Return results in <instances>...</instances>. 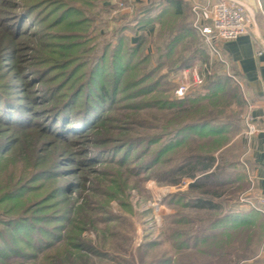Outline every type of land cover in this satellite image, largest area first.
<instances>
[{
	"label": "trees",
	"instance_id": "obj_1",
	"mask_svg": "<svg viewBox=\"0 0 264 264\" xmlns=\"http://www.w3.org/2000/svg\"><path fill=\"white\" fill-rule=\"evenodd\" d=\"M110 10L107 0H0V239L5 246L0 257L34 261L41 255L40 264H50L59 241L65 251H92L81 240L85 221L75 222L70 196L87 179L78 169L103 164L115 176L124 170L131 177L149 172L172 184L192 179L188 190L169 196L168 203L213 214L200 232L173 229L175 252L195 249L234 264L235 239L252 228L261 238L264 217L251 206L242 212V203L231 202L236 192L220 204L212 201L222 194L217 186L238 182L235 190L241 188L247 167L245 153L240 162L226 155L241 122L211 111L229 95L241 102L237 88H244L215 58L214 73L202 81L205 94L174 97L169 76L192 69L210 53L193 28L186 0L135 1L109 25L100 13ZM151 24L158 28L153 39L138 34ZM195 39L200 46L190 45ZM243 101L245 109L248 99ZM121 109L159 116L137 123L128 118L121 126L114 118ZM68 175L71 180L65 181ZM123 181L113 180L112 186L118 191L126 186ZM117 191L106 193L111 198ZM246 239L243 260L257 251H251L253 236Z\"/></svg>",
	"mask_w": 264,
	"mask_h": 264
},
{
	"label": "rangeland",
	"instance_id": "obj_2",
	"mask_svg": "<svg viewBox=\"0 0 264 264\" xmlns=\"http://www.w3.org/2000/svg\"><path fill=\"white\" fill-rule=\"evenodd\" d=\"M124 1L127 0H118ZM107 4L111 7L108 14L100 13L102 18H106L111 24L112 18L115 16L114 11L118 9V6L114 4L113 0H107ZM102 6V4H101ZM122 13V12H121ZM120 11L116 13L118 17L121 15ZM104 16V17H103ZM158 28L155 31L146 33L148 37L156 35ZM141 32L138 31L140 35ZM95 33L90 32V37ZM129 36L134 39L133 33H128ZM137 35V36H139ZM193 42V43H192ZM190 43L193 47L200 46L198 40H194ZM152 45V44H151ZM148 43V52L153 51V47ZM207 59L204 61L196 60L195 66L201 73H203V79L214 73V59L218 58L212 55L210 52L207 54ZM224 61H226L223 58ZM192 68V69H193ZM189 70L187 79L189 81V87L186 92L205 94V88L203 84L193 85L191 81V68H183L178 73L169 76V80L175 84V89L185 81L182 78V71ZM227 68L225 67V70ZM161 72H165L163 69ZM227 72V70H226ZM207 77V78H208ZM230 84V83H229ZM232 85V83H231ZM242 87L237 88V94L240 95L241 102L237 101V97L234 101L230 97L229 99L222 100L217 106L211 111V115L222 113L229 119H236L240 121L238 133L231 136V140L228 144L226 154L229 158H236V160H242L245 153V145L241 144L242 136H245V117L248 113L244 109L245 95ZM189 93V94H190ZM236 94V95H237ZM184 96V95H183ZM244 96V97H243ZM174 97L180 98L175 94ZM182 97V96H181ZM155 116H159L156 113H150L148 110L140 111L138 115L129 113L128 111L121 109L116 111L114 118L121 120L117 121V124L124 126L129 121L128 118L134 119L136 122L140 118L146 120H153ZM137 123V122H136ZM137 126V125H136ZM139 127V126H138ZM118 129H114L116 134ZM113 132V131H112ZM128 134H130L128 132ZM119 136V135H117ZM229 136V135H228ZM235 146V147H234ZM230 148V149H229ZM232 148V149H231ZM230 151V153H229ZM242 153L239 156V153ZM235 153V157H234ZM241 164V163H240ZM242 168V167H241ZM112 169L103 164L95 165L87 171L78 169V174H84L87 179L84 184V188L75 191L71 194L70 199L74 202L72 217L79 221H85V227L80 233L81 240L85 245H88L92 251L86 249H70L66 248L57 242L59 245L57 251L53 252V257L47 259V263L50 264H222L219 261V256H206L198 253L195 249H189L181 251L180 253L175 252L173 241L171 239V232L173 229H192L195 233L202 231L203 223H206V218L212 217L213 213L209 211L201 210L200 208L186 207L183 208L179 203H168V197L174 194H180L188 190V186L193 182L192 179L183 177L179 183L172 184L166 181L157 180L154 177L149 176V172H143L138 176H129L123 170H119L121 175L115 176ZM85 172V173H84ZM72 175V174H71ZM71 175L65 177V181L71 180ZM202 175L196 177L200 178ZM234 177L229 176L232 180ZM224 177H220V181ZM228 180V177H226ZM113 180H118V184L123 181L126 184L122 189H118V186H112ZM240 183L241 188L235 190L238 182L229 183L225 187L217 186L216 192L222 193L219 198H213L216 204H220L228 198H232L234 192H236V198L231 202L239 201L243 205L239 206L242 212L248 210L251 206L246 201L250 200L249 182L243 181ZM120 187V185H119ZM121 188V187H120ZM237 188V187H236ZM241 189V190H240ZM106 190L117 191V196L111 197L106 193ZM196 194V191H190ZM109 193V192H108ZM190 193V194H191ZM194 196V195H192ZM242 199V200H241ZM244 199V200H243ZM254 204V203H253ZM185 218L187 222H178V219ZM203 218V221L201 220ZM2 229V226H0ZM257 228H252L244 231V234L239 235L235 242L232 244L231 249V261L234 264H241L242 253L247 245L246 237L253 236V242L250 243L251 251L256 249L258 245L262 243L264 245V229L261 238L257 236ZM260 242L258 244V239ZM0 246L5 247L0 239ZM64 248V249H63ZM258 249V248H257ZM195 250V251H194ZM50 251V249H49ZM47 253V252H46ZM52 254V251L49 255ZM41 255L37 259L32 261L31 259H22L16 256H11L8 259L0 257V264H40ZM241 257V258H240ZM170 259V260H169ZM169 260V262H168ZM33 262V263H32Z\"/></svg>",
	"mask_w": 264,
	"mask_h": 264
},
{
	"label": "crops",
	"instance_id": "obj_3",
	"mask_svg": "<svg viewBox=\"0 0 264 264\" xmlns=\"http://www.w3.org/2000/svg\"><path fill=\"white\" fill-rule=\"evenodd\" d=\"M139 0H136V2ZM145 2L147 0H144ZM193 4H204L205 0H186ZM254 14L249 32L235 39L218 42L222 57L240 80L244 95L253 105L250 112L257 131L250 138L241 139L245 145V180L249 182L251 207L264 217V0H239ZM156 25H144L137 31L152 33ZM261 51V52H260ZM260 52V54H259ZM263 200V201H262ZM261 210H259V209ZM254 255L242 259L245 264H264V245L257 247Z\"/></svg>",
	"mask_w": 264,
	"mask_h": 264
},
{
	"label": "built area",
	"instance_id": "obj_4",
	"mask_svg": "<svg viewBox=\"0 0 264 264\" xmlns=\"http://www.w3.org/2000/svg\"><path fill=\"white\" fill-rule=\"evenodd\" d=\"M113 1L114 4L118 6V9L113 12V14L116 15L118 11L123 12L131 10L134 7L136 0H127L126 2L118 0ZM191 11L194 16L192 23L194 30L199 34L209 51L217 56L228 69L229 64L227 61L223 60L216 44L218 42L232 40L240 35L247 34L249 32L250 24L254 20L252 10L239 0H205L204 4L193 2L191 5ZM201 71V68L200 72L197 68L192 69L191 81L193 85H200L202 83L204 75ZM188 74L189 70L185 69L182 71V78L185 81H183V83L175 90V94L178 97L183 96L189 87V81L187 79ZM247 108L248 113L244 119L246 126L245 136L250 138L257 129L250 114L253 105L248 101ZM246 203L250 204L251 207H255L252 202L246 201Z\"/></svg>",
	"mask_w": 264,
	"mask_h": 264
}]
</instances>
